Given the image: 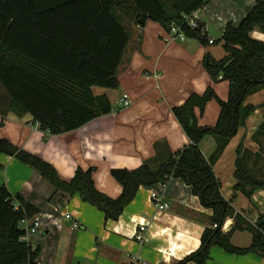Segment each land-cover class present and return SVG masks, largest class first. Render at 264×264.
I'll return each mask as SVG.
<instances>
[{"label":"trees","instance_id":"1","mask_svg":"<svg viewBox=\"0 0 264 264\" xmlns=\"http://www.w3.org/2000/svg\"><path fill=\"white\" fill-rule=\"evenodd\" d=\"M207 1L175 0L167 11L161 0H0V87L9 107L29 113L38 128L48 134L74 130L108 113L109 100L104 94L94 95L91 87L115 88L118 84L116 70L129 38L122 17L137 23L155 21L167 31L171 23L182 24L183 15ZM201 27L184 26L182 30L186 37L204 42ZM253 29L264 33V0H255L236 25L224 26L220 37L224 55L220 59L207 53L203 56L202 65L212 81L218 75L227 81L226 99L217 97L208 86L203 93L192 92L181 105L173 106L174 117L190 142L155 163L145 161L132 169L110 168L109 175L121 186L116 197L96 189L93 166H78L72 177L64 179L52 165L6 138H0V153L37 170L55 191L78 194L82 201L102 211L105 219L112 220L119 217L139 186L179 178L211 215L197 251L176 264H203L212 245L229 253L264 256V209L250 223L230 205L235 191L247 198L257 189L264 191V168L259 163L264 159L260 139L264 138V122L251 136L258 145L255 152L243 148L241 141L236 146V184L230 200L221 196L220 181L212 170L237 127L256 107L264 106V102L258 106L243 104L247 95L264 88V42L251 37ZM210 99L219 107L216 121L212 126H200L195 109L202 112ZM205 136L215 143L207 158L197 146ZM37 211L20 193L12 194L0 186V264H36L41 244L22 239L25 228L21 220ZM228 217L233 218V224L222 231L220 226ZM235 230L251 233L247 247L230 243Z\"/></svg>","mask_w":264,"mask_h":264},{"label":"crops","instance_id":"2","mask_svg":"<svg viewBox=\"0 0 264 264\" xmlns=\"http://www.w3.org/2000/svg\"><path fill=\"white\" fill-rule=\"evenodd\" d=\"M234 1L237 6L219 19L223 28L227 23L236 25L255 2ZM128 20L126 25L130 33L116 70L117 86L100 87L97 93L94 87L98 86L91 87L94 95L104 94L109 100L108 113L74 130L48 134L36 126L29 113L12 110L0 87V138L37 155L64 179L72 177L78 166L95 167L93 184L110 197H116L121 191V186L109 175L110 168L132 169L145 161L155 163L190 142L174 117L173 106L181 105L192 92L203 93L208 86L222 100L226 99L228 90L226 80L218 79V75L217 80L212 81L202 65L206 53L215 60L224 55L223 49L215 52L208 46L215 40L213 43L205 40L206 45L198 38L186 36L182 41H165L166 29L160 23ZM199 20L202 26L204 23ZM250 35L264 42V33L258 29H253ZM123 93L130 99L127 106L118 101ZM263 102L264 88L243 100V104L253 106ZM218 110L217 102L210 99L202 112L195 109L197 124L214 125ZM263 122L264 106H258L246 117L244 124L237 127L213 163L212 170L220 181L224 200H230L235 191L236 146L241 141L247 150L255 152L258 145L251 136ZM214 144L209 136L199 140L197 146L204 158L210 155ZM1 185L12 194L20 193L38 209L28 219L29 222L37 221L38 229L27 235L30 243L38 241L41 244L36 264H135L136 257L144 264H176L197 251L211 215V210L202 206L190 187L173 177L164 183L139 186L115 220L105 219L102 211L82 201L78 194L69 196L55 191L37 170L4 153H0ZM151 193H155V201ZM157 203L167 207L158 209ZM230 205L245 220L254 223L264 209V191L257 189L248 198L235 191ZM65 213L70 217L66 218ZM73 221L78 227H73ZM225 221L222 231L229 230L233 218ZM139 222L146 227L140 243L133 239ZM243 232L249 235L241 245L237 239ZM229 241L236 247H247L251 233L235 230ZM184 264L196 263L187 261ZM203 264H264V256L250 252L229 253L212 245Z\"/></svg>","mask_w":264,"mask_h":264},{"label":"rangeland","instance_id":"3","mask_svg":"<svg viewBox=\"0 0 264 264\" xmlns=\"http://www.w3.org/2000/svg\"><path fill=\"white\" fill-rule=\"evenodd\" d=\"M175 0H161L162 5L165 10L169 11L171 7V3ZM237 6L236 2L234 0H210L208 3L200 6L197 8V16L203 21V25L200 29V35L203 36L204 44L205 39L207 38H212L215 40L213 45H208L211 47L210 49L213 51H218L222 52V42H221V33L223 30V25L222 22H220V17L222 14L227 15V13L233 9V7ZM122 24L125 26L128 35L130 31L128 30V26L126 25L130 21L126 19V17H122ZM127 26V27H126ZM198 41V39H196ZM100 87H94V93L98 92V89ZM262 140V156L264 157V138H260ZM254 141L253 139H251ZM255 142V141H254ZM256 143V142H255ZM243 148H245L242 145ZM247 149V148H245ZM259 163L263 165L264 168V159H260ZM249 234L246 232H243L242 235H239L238 242L244 243L245 237L248 236Z\"/></svg>","mask_w":264,"mask_h":264},{"label":"built area","instance_id":"4","mask_svg":"<svg viewBox=\"0 0 264 264\" xmlns=\"http://www.w3.org/2000/svg\"><path fill=\"white\" fill-rule=\"evenodd\" d=\"M184 26L189 28V29H195V28L201 26V22L197 16L196 10L191 11L189 14L183 15L182 24L171 23L169 25L168 30L166 31V34L164 36V40L165 41L174 40V39H178L180 41L184 40L185 34H184V31L182 30V28ZM207 42L213 43L214 39L209 38L207 40ZM118 101H119L120 105H122V106H127L130 103V99L126 93L121 94V97L119 98ZM36 126H37V124H36ZM150 197L152 198V200H154V201L156 200L155 193H151ZM156 207L158 209H163V208H166L167 205L162 204V203H157ZM64 216L66 218H69L70 214L65 213ZM225 223H226V221L221 224V226H220L221 230L225 226ZM21 225L25 228V235L22 237V239H24V240H27L28 234H34L36 232V230L38 229V222L37 221L29 222L28 219H24V220H21ZM215 226L216 225L213 224V227H215ZM73 227L74 228L78 227V223L73 221ZM145 230H146V227L144 226V224L139 222L137 229L134 232L133 239L135 241H137L138 243L143 242V240H144L143 232ZM134 262H135V264H144V261L139 260L137 257L134 258Z\"/></svg>","mask_w":264,"mask_h":264}]
</instances>
